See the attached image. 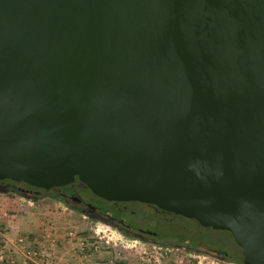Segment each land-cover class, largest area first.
<instances>
[{"label":"water","instance_id":"95a60500","mask_svg":"<svg viewBox=\"0 0 264 264\" xmlns=\"http://www.w3.org/2000/svg\"><path fill=\"white\" fill-rule=\"evenodd\" d=\"M74 177L264 264V0H0V180Z\"/></svg>","mask_w":264,"mask_h":264},{"label":"rangeland","instance_id":"374dc122","mask_svg":"<svg viewBox=\"0 0 264 264\" xmlns=\"http://www.w3.org/2000/svg\"><path fill=\"white\" fill-rule=\"evenodd\" d=\"M38 203L44 204V207L56 205V264H80L85 258L108 264H232V262L242 264L239 247L227 230L201 226L191 218L160 215L144 204L134 203L130 207L136 209L137 215L151 216L156 220L145 221L150 225L134 224L133 229L149 227L159 232L153 237L157 242H142L132 235H124L100 222L88 220L80 213L69 211L63 205L55 202L51 204L46 198ZM163 215L167 219L162 220ZM96 228L103 231V237H109V242L106 243L103 238L94 235ZM161 241L162 243H159ZM93 242L97 243L95 249L91 247ZM175 243L205 251L206 249L224 251L227 256L223 258L227 261L211 258L202 252L192 253L183 247L176 249ZM107 250L109 253L105 259L103 252ZM44 256L53 261L52 255L43 254ZM34 258L36 260L42 257Z\"/></svg>","mask_w":264,"mask_h":264},{"label":"flooded vegetation","instance_id":"af4514ba","mask_svg":"<svg viewBox=\"0 0 264 264\" xmlns=\"http://www.w3.org/2000/svg\"><path fill=\"white\" fill-rule=\"evenodd\" d=\"M0 193H6L8 195L16 194V196L25 198V200L28 201H40L41 199L46 198L48 202H55L58 205H63L66 209H69V211L80 213L82 216L91 221L99 222V217H103L109 224V227L118 230L124 235H132L135 239L142 240V242H157L156 240H153V237L157 236L159 232L154 228L149 227H134L133 229V226H135L134 224L142 223L150 225L145 221H155L156 219L151 216L137 215L136 209L130 207L132 204H144L151 208L155 213H160V215H178L179 217H183L179 214L159 209L152 204L136 200H105L93 194L75 177L67 184L54 186L47 190L29 189L25 186L24 182L2 179L0 180ZM166 216L163 215L162 220L167 219ZM159 243H162V241ZM174 245L176 249L183 247L185 249H189L192 253L202 252L211 258H216L218 260H224L223 257L227 256L224 251H217L213 249H206L205 251L204 249L191 248L177 243ZM235 263L236 262H232V264Z\"/></svg>","mask_w":264,"mask_h":264},{"label":"crops","instance_id":"0c3cea01","mask_svg":"<svg viewBox=\"0 0 264 264\" xmlns=\"http://www.w3.org/2000/svg\"><path fill=\"white\" fill-rule=\"evenodd\" d=\"M38 202L40 201H28L20 196L0 193V247H4L7 251L6 264H20L21 244L23 247H34L46 256L52 255L53 259L51 261L45 256L36 260L33 258L30 259L32 262L27 261L26 264H46V260L56 264V205L44 207V204L38 205ZM18 236L22 239L19 244ZM107 253H109L108 250L103 252V258L108 257ZM83 263L108 264L86 258L80 261V264Z\"/></svg>","mask_w":264,"mask_h":264},{"label":"built area","instance_id":"2783aa9c","mask_svg":"<svg viewBox=\"0 0 264 264\" xmlns=\"http://www.w3.org/2000/svg\"><path fill=\"white\" fill-rule=\"evenodd\" d=\"M95 233L94 235L98 238H103V241L104 242H109V237L105 238L103 237V231L99 228H96L95 229ZM71 234V233H69ZM21 237L18 236V239H17V243L19 244V242L21 243ZM53 243V242H51ZM34 245H36L35 243H33ZM91 247L93 249L97 248V243L93 242ZM7 251H5L4 247H0V264H6L5 263V254H6ZM39 251L35 250L34 247H26L24 246L23 247V244H21V254H22V258H21V262L20 264H26V262L30 259H33L34 257H42L43 258V253H38ZM34 260V259H33ZM46 264H51V262L49 260H46Z\"/></svg>","mask_w":264,"mask_h":264}]
</instances>
